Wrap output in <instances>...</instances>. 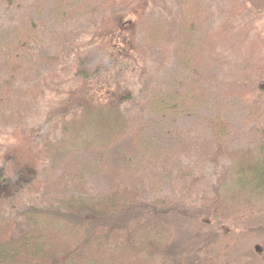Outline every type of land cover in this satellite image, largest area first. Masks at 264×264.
<instances>
[{"label": "rangeland", "instance_id": "rangeland-1", "mask_svg": "<svg viewBox=\"0 0 264 264\" xmlns=\"http://www.w3.org/2000/svg\"><path fill=\"white\" fill-rule=\"evenodd\" d=\"M113 28L124 29L127 42L109 43ZM186 29L197 53L181 50ZM263 33L264 0H148L136 14L111 10L105 0L13 6L0 0V218H17L30 207L104 200L119 187L143 200L198 205L202 196L230 186V159L210 160L211 123L230 124L224 141L230 153L256 151L264 139V115L254 109L264 110V88L253 79L264 59L253 48ZM117 55L133 65L118 72ZM80 61L98 80L78 76ZM106 80L132 92L134 101L99 99ZM72 92L99 102L90 112H58ZM113 110H120L114 128L101 114ZM215 228V240L238 242L220 264H264V210L220 226L202 218L203 236ZM179 242L173 255L188 260V247Z\"/></svg>", "mask_w": 264, "mask_h": 264}, {"label": "trees", "instance_id": "trees-1", "mask_svg": "<svg viewBox=\"0 0 264 264\" xmlns=\"http://www.w3.org/2000/svg\"><path fill=\"white\" fill-rule=\"evenodd\" d=\"M17 1L4 0L7 6L17 4ZM147 1L105 0L111 10L126 8L134 14L142 12ZM126 23L131 25L132 19ZM123 30L117 34L113 28L111 34L106 36L109 43L116 40L127 42ZM189 32L192 33L186 29V43L181 50L186 53L196 50L197 53L200 47L191 43ZM155 40V46L161 43L159 39ZM253 50H259L264 58V33L255 42ZM117 56L114 60L119 59L118 72L133 65L128 61L122 62L126 60L125 56ZM201 60L204 62L202 55ZM78 65V76L84 82L98 80L95 73L86 69L84 62L80 61ZM255 76L257 79L253 78L254 81L264 88V59ZM105 83L99 99L105 98L111 104L123 106L134 101V94L123 86H113L107 80ZM193 94L191 91L180 98L186 102L188 96ZM96 100L72 92L58 112L69 113L73 108L78 112H90L94 109L92 104L99 102ZM162 103L157 104L159 110L162 108L166 111L167 107ZM173 108L178 109V106ZM254 109L264 115L263 108ZM119 111L106 113L108 117L104 111L101 112L112 128L119 124V120H116ZM231 129L230 124L221 118L211 123L216 147L210 160L229 158L234 172L231 185L224 184L222 189L219 187L214 197L204 195L198 205L163 199L148 201L128 187H119L104 200L63 202L60 208L30 207L17 218H0V264H220L238 242L228 237L215 240L216 228L212 236L206 238L200 231L202 218L207 217L220 226L252 220L264 210L261 207L264 203V139L256 151L230 153L224 148V141ZM3 175L4 171L0 170L2 183ZM23 177L22 184L25 189L29 188L32 182ZM195 182L192 181L193 184ZM212 237L215 242L208 243ZM177 240L187 245L188 260L181 261L174 257ZM255 252L260 254L258 249Z\"/></svg>", "mask_w": 264, "mask_h": 264}]
</instances>
